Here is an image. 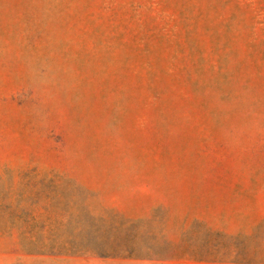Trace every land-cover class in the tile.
I'll use <instances>...</instances> for the list:
<instances>
[{
	"label": "rangeland",
	"instance_id": "1",
	"mask_svg": "<svg viewBox=\"0 0 264 264\" xmlns=\"http://www.w3.org/2000/svg\"><path fill=\"white\" fill-rule=\"evenodd\" d=\"M0 264H264V0H0Z\"/></svg>",
	"mask_w": 264,
	"mask_h": 264
}]
</instances>
